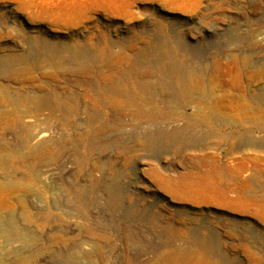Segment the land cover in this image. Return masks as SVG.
<instances>
[{"label":"rangeland","instance_id":"rangeland-1","mask_svg":"<svg viewBox=\"0 0 264 264\" xmlns=\"http://www.w3.org/2000/svg\"><path fill=\"white\" fill-rule=\"evenodd\" d=\"M163 48L185 69L206 67L202 88L210 96L195 95L199 114L186 101L173 119L153 122L103 101L102 90L119 77L161 80L132 62L143 67L138 56ZM261 69L264 0H0L4 264H21L20 257L29 264H142L199 239L211 241L212 264H264ZM23 97L48 107L29 136L54 133L33 151L18 125ZM211 113L210 124L195 120ZM168 126L188 128L193 135L184 145L194 151L171 148L162 133ZM148 134L156 137L151 145L142 139ZM193 170L202 179L194 175L188 190L181 182L166 189L149 175L189 180ZM11 233L19 237L9 240ZM95 250L103 263L87 255Z\"/></svg>","mask_w":264,"mask_h":264},{"label":"bare ground","instance_id":"bare-ground-1","mask_svg":"<svg viewBox=\"0 0 264 264\" xmlns=\"http://www.w3.org/2000/svg\"><path fill=\"white\" fill-rule=\"evenodd\" d=\"M168 48H163L161 50L153 49L148 54L144 53L143 55L138 56L139 59H144L145 66L143 67L139 66L140 64L138 63V59H135L132 62V66L142 71V73L149 72L150 76L154 72L159 73L161 80L158 76L159 80L152 78L144 81L130 75L124 78L119 77L116 79L117 81L115 80L110 85L109 88H104L102 90L101 96L103 101L105 103L109 102L115 108L123 109L138 118L144 117L153 122H162V120L164 121L165 119H173L176 116L174 111L177 108L183 107L182 103L186 101L187 106L194 108L199 114L203 110V107H201L199 100L198 98H195V95L198 94L200 98L204 100L208 99L207 97L210 96V93L205 88H202L206 82L207 69L205 66L200 65L198 69H185L183 67V63L180 60L177 61L175 59V55H173ZM211 69L215 72L219 69V65L217 63H213ZM263 74L264 69H261L256 73L258 76H263ZM258 99L261 100L262 96H259ZM242 106L245 111L249 109L246 104ZM16 107L23 108V111L20 113L23 120H18V125L27 132V136L29 138L28 140H25L27 149L33 151V145L37 146L49 141L54 134L53 131H51L52 129L41 130L38 133H34L32 136H29L30 132L33 130L36 118L43 110L48 108L47 103L40 97H23L21 102L16 104ZM202 117L203 118L198 116L195 120L200 121L201 123L210 124L211 122H214L215 116L211 113L210 115ZM5 118L6 115H0V121ZM162 133H164L163 136L167 139L171 148L175 150L194 151L195 147L184 145L188 144L186 141L189 139L188 135H193L188 128L169 127ZM155 138L154 134L142 136L144 142L149 145L155 142ZM0 166L4 168L5 164H1ZM239 173L240 171L237 169L228 170L229 176L236 179L237 183L244 189L247 186V181L241 180L239 178ZM191 174L192 177H190L189 180L185 179L186 175L184 176V174H182L177 178L170 179V181L167 177L162 176L158 172L149 171L151 178L159 183H162L163 187L166 189L170 188L172 184L178 182L184 183L183 185L186 186L187 190L193 188L195 185L193 184L194 175L196 181H198L199 178L202 179V176H198V173L194 172V170ZM230 191L232 192V190ZM242 194L243 190L241 192H237V195ZM1 230H3V228H1ZM13 231L16 232L15 229ZM14 235L15 234L12 233L9 234V240L13 239ZM15 236L17 238L19 237L17 233ZM212 250L211 241L199 239L196 245L193 244L189 249H184L183 246H173L172 249L165 253L156 252L152 259L145 262H139L142 264H212V262H215L212 256L209 257ZM87 255L89 257L97 256L101 263L104 262V257L98 250H95V252L90 251ZM71 261H73L71 263H77V261ZM19 262L21 264H29L25 258L22 257L19 258ZM0 264H4L1 258Z\"/></svg>","mask_w":264,"mask_h":264}]
</instances>
